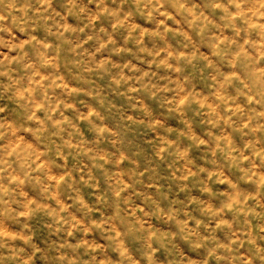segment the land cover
Returning a JSON list of instances; mask_svg holds the SVG:
<instances>
[{"label": "clouds", "instance_id": "obj_1", "mask_svg": "<svg viewBox=\"0 0 264 264\" xmlns=\"http://www.w3.org/2000/svg\"><path fill=\"white\" fill-rule=\"evenodd\" d=\"M0 264H264V0H0Z\"/></svg>", "mask_w": 264, "mask_h": 264}]
</instances>
